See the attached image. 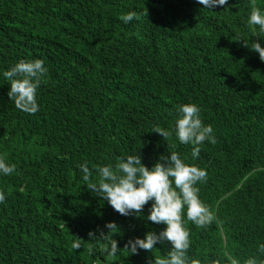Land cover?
<instances>
[{
    "label": "trees",
    "instance_id": "trees-1",
    "mask_svg": "<svg viewBox=\"0 0 264 264\" xmlns=\"http://www.w3.org/2000/svg\"><path fill=\"white\" fill-rule=\"evenodd\" d=\"M254 8L264 14V0L213 9L198 0H0V158L15 165L0 173V264L168 258L167 240L136 254L124 248L166 228L147 219L153 201L140 216H124L86 185L120 157L140 155L150 169L173 151L207 172L196 186L215 217L197 227L185 207L188 264H264V61L237 42L264 47V31L248 23ZM128 12L139 19L124 23ZM36 59L48 73L37 89L39 111L28 114L9 99L3 73ZM187 103L216 139L196 158L174 131ZM157 125L172 136L152 131ZM109 222L117 225L111 231ZM90 231L108 240L89 239ZM111 239L115 255L103 250Z\"/></svg>",
    "mask_w": 264,
    "mask_h": 264
},
{
    "label": "clouds",
    "instance_id": "clouds-1",
    "mask_svg": "<svg viewBox=\"0 0 264 264\" xmlns=\"http://www.w3.org/2000/svg\"><path fill=\"white\" fill-rule=\"evenodd\" d=\"M198 2L205 8L213 9L216 6L225 5L227 0H198ZM120 19L124 23H129L139 17L136 12H128ZM248 23L258 25L264 31V14L258 8H254ZM240 41H243L245 47L258 52L260 60L264 61V47H261L260 43L255 42L250 47L245 40H237V42ZM47 73L48 69L41 59L20 60L3 73L5 79L10 81L8 97L14 100L18 109L28 114L39 111L36 99L37 89ZM178 112L180 116L175 124V135L180 143H190L194 146L192 157L196 158L200 154V146L206 140L212 144L216 143L212 135L213 128L202 122L199 115L200 109L193 103L180 105ZM152 131L160 134L165 140L172 136L171 131L158 125ZM79 167L83 172V180L90 181L92 172L87 164H81ZM14 171L15 165H9L4 158H0V173L11 175ZM98 173V178L87 183L86 186L92 193L106 199L115 211L124 216H140L144 206L149 201H153L147 219L155 224L166 225L159 234L150 231L144 238L130 239L124 248L130 250L131 254H136L138 248L152 251L158 241L167 240L172 245L168 258H157L154 264H188L186 253L190 247V234L185 227V207L187 220L197 227H207L215 218L213 212L200 200L199 188L196 186L198 182H206L207 172L198 166L186 164L180 155L173 151L170 156L162 155L150 169L141 162L140 155H129L126 158H118L115 167L112 165L99 167ZM4 201L5 193L0 191V203ZM116 226L113 222L106 225L110 231ZM88 236L93 240L98 237L108 240L103 231L99 235L90 231ZM72 247L79 249L80 242H75ZM118 248L117 241L111 239L108 244H105L103 250L109 255H115ZM91 250L90 248L89 251ZM259 251L264 252V244L260 245ZM244 264H257V261L249 258Z\"/></svg>",
    "mask_w": 264,
    "mask_h": 264
}]
</instances>
